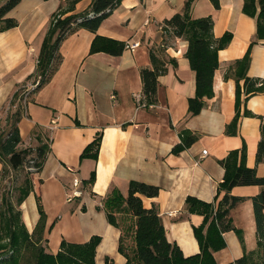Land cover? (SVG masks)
Returning <instances> with one entry per match:
<instances>
[{
	"label": "crops",
	"instance_id": "obj_1",
	"mask_svg": "<svg viewBox=\"0 0 264 264\" xmlns=\"http://www.w3.org/2000/svg\"><path fill=\"white\" fill-rule=\"evenodd\" d=\"M6 1L0 0V6ZM91 1L78 0L71 6L68 0H21L8 13L18 25L4 29L0 23V122L17 109L25 93L17 150L49 147L42 169L33 174V191L21 205L22 220L32 233L39 219V197L50 253L56 254L62 241L84 244L99 236L95 264H124L118 252L120 232L107 222L102 204L112 189L126 196L129 182L139 181L159 189L155 197H140L144 207H156L167 240L184 256L195 255L200 247L194 230L202 226L204 217L188 211L186 198L217 207L226 194L221 187L226 174L221 162L243 147L245 165L264 177V161L256 163L264 92L246 99L242 94L237 131L225 133L236 113L234 62L249 50L246 75L264 81V40L250 47L256 21L243 13V0H218V9L210 0L192 2L194 18H212L214 38L232 34L229 44L218 51L212 95L203 99L202 110L193 116L188 99L195 94V73L184 56L187 41L168 37L169 27L164 26L165 20L183 12L185 0H122L96 33L79 29L67 36L59 48L62 60L57 71L40 89L26 93L34 82L27 78L36 71L39 48L54 15L63 18L82 12ZM106 39L140 44L133 50L125 48L119 56L102 49L91 52L94 43L103 45ZM150 54L164 65L155 98L148 102L140 71L153 68ZM16 94L18 99L12 101ZM98 135L96 158L82 157ZM189 135L196 140L173 152ZM239 162L238 155L231 165ZM4 167L8 165L0 158V199ZM73 179L80 181L82 196L60 215L61 201L71 193ZM261 189L235 186L227 192L243 199L229 210L233 229L222 233L225 246L213 252L216 264H235L246 254L260 257L251 198ZM30 198L37 205L34 215L28 209Z\"/></svg>",
	"mask_w": 264,
	"mask_h": 264
},
{
	"label": "trees",
	"instance_id": "obj_2",
	"mask_svg": "<svg viewBox=\"0 0 264 264\" xmlns=\"http://www.w3.org/2000/svg\"><path fill=\"white\" fill-rule=\"evenodd\" d=\"M20 1L7 0L0 6V23L3 24L4 29L15 28L18 25V21L8 17V13ZM77 1L68 0V4L72 6ZM193 1L185 0L183 12L165 20L164 26L171 28L175 37L187 41L184 56L195 73V94L188 99V110L191 115L195 116L204 106L203 99L212 95L214 72L219 66L218 51L229 44L232 34L226 32L220 38H214L212 35L213 20L210 16L190 17L189 12ZM210 1L214 9L219 8L218 0ZM121 2L122 0H92L90 6L82 12L63 18L54 15L39 48L36 71L27 78V80L33 78V83L37 81L33 91L40 89L57 71L62 60L59 52L62 41L79 29L96 33L101 23L118 8ZM242 11L256 21V32L251 41V47L256 42L264 40V0H243ZM98 39L99 37L96 36L95 41ZM104 41V44L99 46L94 43L91 52L102 49L112 56H119L125 49L123 42L110 39ZM150 59L153 68L140 71L143 94L148 102L155 98L157 77L160 67L164 65L153 54H150ZM249 63V50L242 59L234 62L238 73L235 86L236 113L232 122L225 128V133L229 135H233L237 131L242 94L246 99L250 95L264 92V81L246 75ZM18 94L12 101L18 99ZM21 110L22 105L19 103L17 109L8 117L9 128L4 133L0 132V158L6 161L12 171L27 166V168L33 167L35 173H38L46 160L49 147L47 144H43L34 150H17V146L21 142L17 126L21 118ZM245 114L248 112L245 111ZM195 140L196 137L193 135L185 137L183 145L175 146L173 152H178L183 146H187ZM99 142L100 135L86 148L82 157L96 158ZM33 153L34 157L28 159L27 157ZM238 155L240 156L239 164L232 166L231 161ZM245 157V148L243 147L239 151L231 152L227 159L221 162L226 169L225 178L221 184L226 194L217 207L193 197L186 198L188 211L198 212L204 217L202 226L194 230L200 251L192 256H184L175 243L167 240L165 228L156 207L146 208L142 204L140 196L155 197L159 191L158 187L139 181H130L126 196H123L118 189H112L103 200L102 209L107 222L120 232L118 252L124 256V264H216L213 252L225 246L222 233L233 229L228 217L229 210L243 199L230 196L227 192L235 186L248 185H257L262 188L251 199L256 232L261 245L260 260L264 264V177H258L255 169L245 165ZM29 160L33 162V165H27ZM262 161H264V119L261 120L260 139L256 151V163ZM4 169L5 167L1 173V180L5 175ZM33 188V183L27 177L24 185L18 189L15 200L11 199L8 191H3L1 194L0 251L5 257L2 256L0 264H22L20 262L21 251L27 249L32 250L34 256V261L28 264H95V251L100 242L99 236L92 237L84 244L62 241L56 254L48 252L47 241L44 239L46 214L39 197H37L39 219L33 232H28L22 220L21 205ZM206 225L207 229L204 231ZM41 242L45 248L41 246ZM252 259L250 254H246L235 264H251Z\"/></svg>",
	"mask_w": 264,
	"mask_h": 264
},
{
	"label": "rangeland",
	"instance_id": "obj_3",
	"mask_svg": "<svg viewBox=\"0 0 264 264\" xmlns=\"http://www.w3.org/2000/svg\"><path fill=\"white\" fill-rule=\"evenodd\" d=\"M189 14H190L191 18H194L192 13L189 12ZM166 30H167L166 35L168 37L174 36L173 35L174 31L171 30V28H168V29L166 28ZM166 40L167 39H165L164 41L166 42ZM22 105H23V103H22ZM9 115H10V113L8 112L4 116V118H2V122H0V132L1 133H4V131H6L9 128V125H10V121H8ZM34 155L35 154L33 153L30 156H28L27 158L31 159V157H34ZM27 165H33V162L31 160H29ZM4 171H5V175H4L3 180H2V193H3V191L4 192L8 191L9 194L11 195L10 197L12 200H15V198L17 197L18 189L24 185L25 179L27 177L33 183V174L35 173V169L33 167L27 168V166H25V167L19 168L16 171H12L10 168L5 167ZM33 186H34V183H33ZM32 199L33 198H30V200L28 202V209L34 215L35 213H37V205H36L35 201H33ZM0 201H1V199H0ZM75 205H76V201L68 203V201L66 202V197H64L63 201H61V205L59 208V211L61 212L60 215L63 214V211L68 210ZM40 244H41V246H43V248H45V245L42 242ZM48 250H49V252H53L51 245H49ZM2 256H4L3 252L0 251V261L3 258ZM33 261H34V256H33L32 250L27 249V250L21 251L20 262L22 264H28V263H31ZM251 264H262L260 257L254 256L252 261H251Z\"/></svg>",
	"mask_w": 264,
	"mask_h": 264
},
{
	"label": "built area",
	"instance_id": "obj_4",
	"mask_svg": "<svg viewBox=\"0 0 264 264\" xmlns=\"http://www.w3.org/2000/svg\"><path fill=\"white\" fill-rule=\"evenodd\" d=\"M139 44H140L139 42H135V43H132V44H129L127 42V43H125V48L130 49V50H133V49L137 48L139 46ZM36 84H37V81L30 86L31 88H28L26 90V93H28L29 90L34 89L35 86H36ZM22 95H23V97H22L23 99L20 97L19 102L24 104V102H25V95L26 94L23 93ZM202 154H206V150H203L202 151ZM82 193H83V190H82V188L80 186V181L78 179H73V181H72V191H71L70 194L67 195V199L66 200L68 202H71L75 198L81 197L82 196Z\"/></svg>",
	"mask_w": 264,
	"mask_h": 264
}]
</instances>
